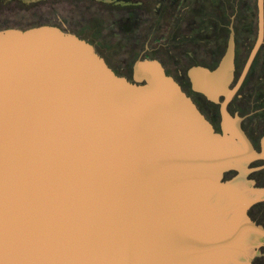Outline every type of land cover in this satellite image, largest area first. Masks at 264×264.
Segmentation results:
<instances>
[{
	"label": "water",
	"instance_id": "water-1",
	"mask_svg": "<svg viewBox=\"0 0 264 264\" xmlns=\"http://www.w3.org/2000/svg\"><path fill=\"white\" fill-rule=\"evenodd\" d=\"M264 0H259L260 25ZM194 65L214 102L233 72ZM133 81L57 26L0 31V264H253L264 198L238 127L215 131L157 58ZM230 170L240 173L224 180ZM264 193V192H263Z\"/></svg>",
	"mask_w": 264,
	"mask_h": 264
},
{
	"label": "flooded vegetation",
	"instance_id": "flooded-vegetation-1",
	"mask_svg": "<svg viewBox=\"0 0 264 264\" xmlns=\"http://www.w3.org/2000/svg\"><path fill=\"white\" fill-rule=\"evenodd\" d=\"M11 1L13 0H0V3L5 6ZM142 3L132 4V1L117 0L112 3V6L110 5L111 8L106 6L97 11L92 8L89 11L85 10L83 17L89 24L90 18H93L96 13L94 16H100L106 20L105 24L101 25L104 27L101 28L102 33L104 32L107 36L108 32H112L109 34L112 37L121 34L117 29H111L113 26L149 24L151 32L145 34L149 35V43H146L148 46L146 45L144 52L150 49L148 48L150 43L157 39V34L160 32L164 34L167 31V34L159 36L160 38L170 39L173 33L178 32L174 29V26L178 28L177 23L183 26L182 23L189 20L198 21L200 27L188 31L198 32L196 42L201 58L199 64L194 65L203 66L211 71L222 64L232 39L235 46L234 68L231 77L228 78V86L225 85L224 76L217 79L218 86H220L217 101L214 102L205 93L198 92L206 105L200 107L196 99L185 90L183 83L176 77L174 78L199 106L206 119L214 126L215 131L223 135L226 133L230 135V131L238 127L243 131L256 153L248 164L250 171L247 180L253 185L252 187L246 186L245 189L260 190L259 193H262L260 195L264 196V26L260 25L259 0H148L147 7L138 9H142L143 12L145 9L148 12L143 13L144 16L140 13L135 17L134 12L138 13V10L136 11L134 6L139 7ZM153 3L154 5L150 7ZM0 22V31L14 28L27 30L38 27L21 29L18 24L8 27L3 18ZM122 29L124 31V28ZM160 42L157 41L158 44L151 47V51H155L157 57L160 52L173 54L169 47H165V44ZM140 57L144 58L142 54ZM158 60L161 61L160 58ZM161 63L164 66L165 63L163 64L162 61ZM239 173L238 170H230L225 173L224 180H231ZM248 214L255 224L264 227V198L252 205ZM263 249L264 246L262 247L263 254L257 257L253 264H264V261L259 262L260 258L264 260Z\"/></svg>",
	"mask_w": 264,
	"mask_h": 264
},
{
	"label": "rangeland",
	"instance_id": "rangeland-1",
	"mask_svg": "<svg viewBox=\"0 0 264 264\" xmlns=\"http://www.w3.org/2000/svg\"><path fill=\"white\" fill-rule=\"evenodd\" d=\"M13 0L7 5L3 6L0 3V20L3 18L7 22V26L14 27V25H20L21 29H26L39 25L58 26L65 32L77 34L80 38L85 39L91 43L98 50L99 54L103 56L108 65L113 68L119 75L127 77L130 81H133V65L139 58L140 54L144 58L154 59L160 58L164 66L167 68L168 73L176 77L183 83L185 90L188 94L192 95L198 102L200 107L206 106L202 100V96L198 92H194L190 85V80L187 75L188 70L199 64L200 52L197 45L198 32L190 33L193 29V25L199 26L198 21L189 20L188 22L177 23V27L174 29L178 32L173 33L170 39H162L158 35L157 39L150 43L149 50L145 51L146 43H149V35L146 33L151 32L149 24H134L132 25H117L111 27V29H117L120 36H109L101 31V25L105 24L106 20H103L100 16H94L90 18L89 24L83 17L84 11H89L90 8L101 10L102 7H110L112 3L117 0ZM132 1L133 3L143 2L139 7H136V11L139 8L147 7L148 0H124ZM156 3V2H155ZM154 5L150 4V7ZM94 7V8H93ZM148 10V8H146ZM95 11V12H96ZM147 13L144 9L134 12L136 14ZM89 21V18L87 19ZM94 20V22H93ZM93 22V23H92ZM157 22V21H156ZM1 23V22H0ZM81 24V25H80ZM160 25L159 23H156ZM124 28V31L123 29ZM171 30V29H170ZM126 31V32H125ZM169 31V30H168ZM126 33V34H125ZM125 34V35H124ZM167 40V41H166ZM157 41H161L165 44V47H169L173 51V54H164L162 52L157 54L151 51V47L156 46ZM160 42V43H161ZM148 46V45H147ZM162 50V49H160ZM158 51V50H156ZM159 52V51H158ZM150 54L147 55V54ZM158 58V59H159ZM264 251V249H263ZM264 261L262 258L259 262Z\"/></svg>",
	"mask_w": 264,
	"mask_h": 264
},
{
	"label": "trees",
	"instance_id": "trees-1",
	"mask_svg": "<svg viewBox=\"0 0 264 264\" xmlns=\"http://www.w3.org/2000/svg\"><path fill=\"white\" fill-rule=\"evenodd\" d=\"M194 29H197L198 27L197 26H195V24L192 26ZM150 56V55H149Z\"/></svg>",
	"mask_w": 264,
	"mask_h": 264
}]
</instances>
